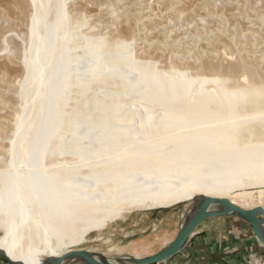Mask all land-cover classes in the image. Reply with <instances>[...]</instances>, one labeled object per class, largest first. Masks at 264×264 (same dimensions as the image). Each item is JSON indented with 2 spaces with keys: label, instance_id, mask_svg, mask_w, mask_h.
Listing matches in <instances>:
<instances>
[{
  "label": "bare ground",
  "instance_id": "6f19581e",
  "mask_svg": "<svg viewBox=\"0 0 264 264\" xmlns=\"http://www.w3.org/2000/svg\"><path fill=\"white\" fill-rule=\"evenodd\" d=\"M49 1L50 8L41 12ZM35 3L33 28H42L35 29L31 43L35 59L27 62L23 98L36 99L33 109L40 116L22 121L29 124L19 133L11 168L0 171V253L8 262L53 264L123 213L168 208L196 194L183 228L205 196L252 206L244 190L264 186V105L250 114L238 109L254 104L252 99L264 101V93L221 84L207 90L206 79L195 88L196 80L183 73L175 77L138 67L128 46L104 56L103 43L87 38L75 43L77 36L60 18L64 0ZM90 91L103 98L88 99ZM123 95H136L140 112H122ZM246 131L249 137L243 138ZM66 152L72 156H63ZM237 190L243 192L231 197ZM219 208L212 204L207 211ZM44 256L51 262L44 263ZM90 256L103 264L138 260Z\"/></svg>",
  "mask_w": 264,
  "mask_h": 264
},
{
  "label": "rangeland",
  "instance_id": "374dc122",
  "mask_svg": "<svg viewBox=\"0 0 264 264\" xmlns=\"http://www.w3.org/2000/svg\"><path fill=\"white\" fill-rule=\"evenodd\" d=\"M44 4L41 12L51 6L50 1ZM64 5L65 12L58 15L66 20L67 31L77 36L75 43L86 38L96 44L103 43L104 56L108 51L128 46L131 59L138 67H152L153 71L157 69L156 73L175 77L183 73L196 80L195 88L206 79L204 83L208 82V85H203L207 90L216 89L221 84L229 90L257 89L264 93V0H64ZM36 14L35 0H0L1 172L7 168L10 170L8 165L12 156H16L15 148L23 128L40 116L38 110L33 109L36 99L28 98L26 103L23 98L27 62L35 59L34 53H30L31 43L35 29L40 31L42 28H33ZM60 18L56 17V20ZM53 19L50 18L52 23L55 22ZM40 53L37 56L40 57ZM31 79L32 76L28 84L33 81ZM135 79L137 77L132 74V80ZM212 79L220 82H210ZM95 96L103 98V95L90 91L88 99ZM135 96L121 97L122 101L123 97L126 98L122 112L130 109L140 112ZM75 97L79 100L81 95L75 91ZM252 100H255L254 104L238 110L250 114L264 105L262 98ZM74 102L75 99L71 100L68 109H73ZM30 109L33 111L26 116ZM140 119L142 115L137 117ZM27 120L29 123L22 124ZM84 122L80 117V131ZM251 126L255 132L260 131L258 122L253 121ZM243 133V138L249 137L247 131ZM63 156L72 155L66 152ZM244 191L254 200L248 209L264 208V186ZM235 192L231 197L243 191ZM198 195L168 208L133 209L123 213L102 229L91 231L83 243L71 250L92 253L103 261L112 257L144 259L153 256L169 246L180 233L185 214ZM260 218L264 220V216ZM3 235L0 228V237ZM43 258L44 263L51 262L46 256ZM0 264L10 263L0 255ZM67 264L86 263L75 259ZM161 264L180 263L169 259Z\"/></svg>",
  "mask_w": 264,
  "mask_h": 264
},
{
  "label": "crops",
  "instance_id": "0c3cea01",
  "mask_svg": "<svg viewBox=\"0 0 264 264\" xmlns=\"http://www.w3.org/2000/svg\"><path fill=\"white\" fill-rule=\"evenodd\" d=\"M171 259L180 264H264V246L242 218L215 216L203 221Z\"/></svg>",
  "mask_w": 264,
  "mask_h": 264
},
{
  "label": "water",
  "instance_id": "95a60500",
  "mask_svg": "<svg viewBox=\"0 0 264 264\" xmlns=\"http://www.w3.org/2000/svg\"><path fill=\"white\" fill-rule=\"evenodd\" d=\"M212 204H215L220 208L215 212L209 213L207 209ZM227 215H235L246 221L251 226L256 238L264 246V230L262 231L264 220H261L260 218L264 216V208L256 207L253 209H244L238 206L237 204L233 203L228 198L205 196L203 198V202L200 208L195 213L189 224L185 225V227L181 229L180 233L171 242L169 246H167L162 251L153 256L144 259H138L135 263L132 264L164 263L165 261L174 257L183 248V246L188 242V240L193 237L194 233L196 232V229L203 221L211 217ZM70 258L81 259L86 264H103L95 260L92 256H90L89 252H85L82 250H72L63 258L56 260V262H54L53 264H62L65 260ZM9 263L12 264L11 262Z\"/></svg>",
  "mask_w": 264,
  "mask_h": 264
}]
</instances>
